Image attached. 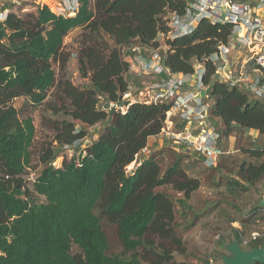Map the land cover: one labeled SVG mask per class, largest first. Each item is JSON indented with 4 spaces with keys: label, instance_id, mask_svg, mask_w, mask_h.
I'll use <instances>...</instances> for the list:
<instances>
[{
    "label": "trees",
    "instance_id": "obj_1",
    "mask_svg": "<svg viewBox=\"0 0 264 264\" xmlns=\"http://www.w3.org/2000/svg\"><path fill=\"white\" fill-rule=\"evenodd\" d=\"M35 1L1 8L10 11L0 20V264H189L176 255L188 253L182 229H191L205 215L190 202L201 180L188 174L181 154L163 168L161 152H143L161 134L171 105L122 102L130 92L131 68L123 48L160 47L158 35L169 30V14L183 12L186 0H79L75 16L58 15ZM32 4L34 9L24 11ZM78 28L80 71L91 86L60 81L54 111L69 118L54 123L58 145H75L79 154L55 166L60 150L47 148L40 158L45 165L29 185L36 127L32 116L21 117L14 102L20 97L36 107L46 102L57 81L53 60L60 59L65 38ZM231 35V25L204 19L191 34L167 40L164 64L175 73H194L197 61H206ZM205 65L211 117L223 138L238 136V146L243 133L258 131L264 139V97L217 80L216 65L210 60ZM101 96L105 107L99 105ZM111 102L115 106L107 110ZM122 103L125 111L116 108ZM98 124L103 127L99 136L84 147L85 126ZM246 141L255 144L241 151L254 161L239 164L240 179L228 178L230 193L248 192L264 180V145ZM221 148L225 153L218 160L231 153L228 146ZM133 162L136 168L128 171ZM166 186L181 195L174 199L161 189ZM255 209L264 208L258 203ZM102 218L116 224L125 253L109 254ZM246 223L233 226L229 244L238 240L243 246ZM74 244L83 258L73 254ZM248 245L264 248V239L258 236Z\"/></svg>",
    "mask_w": 264,
    "mask_h": 264
},
{
    "label": "rangeland",
    "instance_id": "obj_2",
    "mask_svg": "<svg viewBox=\"0 0 264 264\" xmlns=\"http://www.w3.org/2000/svg\"><path fill=\"white\" fill-rule=\"evenodd\" d=\"M17 2L21 4V0H0V20H2L3 14H7L10 10L1 12V8L10 2ZM37 4H47L51 10L57 13H61L62 7L56 0H36ZM35 5H27L25 10L34 9ZM66 16H74L73 13L66 11ZM82 30L80 28L70 32L65 38V47L62 50L59 60H53V66L57 72V81L54 87L50 90L49 96L43 105L38 107L32 106L30 102L20 97L15 100L14 105L20 110L21 117L32 116L36 127V136L33 144L30 148L31 151V167L29 174L26 175L29 185L39 172L43 169L44 163L40 161L41 155L47 148H55L56 151L60 150V156L53 162L55 166H61L65 161H70L77 153L74 146L61 147L55 141V120L68 119L69 117L64 111L56 113L54 107L59 106V97L61 93L58 90V83L62 80H71L76 84L82 86H91L89 78L83 77L80 71V63L78 59V52L80 48V35ZM161 42V52L167 51L166 39L163 35H158ZM139 44V43H137ZM136 44V45H137ZM231 60L234 62L233 71L238 73V64L245 60V57L249 55L247 49L235 47L232 50ZM128 47L123 48V55L129 60ZM66 59L63 65L62 61ZM131 68L128 73V79L130 81V92L126 93L123 97L124 100H128L130 103L149 102V95L151 85L157 80L154 75L140 74L137 72V67L130 63ZM249 82V81H248ZM187 89L189 91L196 92L201 89L198 87V82L194 80L189 83ZM246 85L247 84H242ZM199 88V89H198ZM107 100L104 96L100 97L99 105L105 107ZM107 107H110L109 104ZM116 108H120L123 111L127 109L123 103L118 104ZM107 110H109L107 108ZM177 121V115L172 117ZM79 127V125H78ZM102 125L85 126L87 135L83 138V146H87L92 140L97 138L102 131ZM256 140L258 144L264 145V139L260 136L258 131H249L242 134V143L237 146L238 136H230L229 138H220V146H228L230 154L223 155L220 160H217L214 164L208 161H201L200 156L193 150H189L184 145L174 143L170 139L164 137L162 134L152 137L149 141V149L146 154L160 153V160L163 168H166L172 163L176 155L181 154L183 156L184 168L188 174L192 177H197L201 180L200 188L193 193L191 204L194 206L196 212L204 210V216L197 221V224L188 230H183V236L187 246V256L180 254L176 255L178 260H187L189 264H225L223 257L225 255H231V252L227 249L229 242L234 239V227L241 228L240 221H246V227L243 238L248 243L251 241L253 232L259 233L260 238L264 239V209L256 210L255 207L259 203L261 197L264 196V180L256 187L252 188L248 192L240 191L229 192L227 190L228 178H239L238 166L244 160L254 161L246 153L241 151V148L253 145L255 143L247 142V138ZM230 140V141H229ZM259 140V141H258ZM186 148V149H185ZM236 148L240 151L236 152ZM129 167H134V163ZM218 167V168H217ZM164 191L170 193L174 199H177L181 194L174 191L172 186H166L161 188ZM35 198L43 199L36 194L32 195ZM179 207V204H177ZM188 214L191 216V212ZM188 216V218L190 217ZM182 223L183 219L178 218ZM236 222H233V221ZM233 222V223H232ZM102 224L106 235L109 239V254H122L125 253V248L122 240L118 235V229L116 224L102 218ZM248 243H244L245 249H249ZM73 254L78 258H83V251L81 248L74 244Z\"/></svg>",
    "mask_w": 264,
    "mask_h": 264
},
{
    "label": "built area",
    "instance_id": "obj_3",
    "mask_svg": "<svg viewBox=\"0 0 264 264\" xmlns=\"http://www.w3.org/2000/svg\"><path fill=\"white\" fill-rule=\"evenodd\" d=\"M56 1L62 7L61 13L55 12L58 15L66 16L67 11L75 16L79 11V0ZM6 16L3 14L2 18ZM204 19L212 23L229 24L232 28L228 43H220L218 51L206 59L216 65L215 78L231 85L247 84L243 86L264 97V0H186L183 12L169 14L167 33H159L166 39L167 50V40L191 34ZM161 47L137 44L128 48L132 52L128 55V61L138 68L137 72L154 75L157 79L151 85L149 102L171 105L161 134L214 164L225 151L220 146L222 134L212 120V101L203 82L206 61H197L194 73H175L164 64L167 51L161 52ZM235 47L249 52L245 60L238 64L237 74L233 71L234 62L231 60ZM193 80L201 87L199 91L187 89ZM109 106L108 109H111L115 104L111 102ZM173 115H177V121L172 118ZM147 150L145 148L143 152ZM133 163L134 167H128V171L136 168V162ZM258 236L259 233L253 232L251 239ZM244 243L248 242L244 240Z\"/></svg>",
    "mask_w": 264,
    "mask_h": 264
},
{
    "label": "water",
    "instance_id": "obj_4",
    "mask_svg": "<svg viewBox=\"0 0 264 264\" xmlns=\"http://www.w3.org/2000/svg\"><path fill=\"white\" fill-rule=\"evenodd\" d=\"M259 205L264 208V196L259 201ZM226 247L232 256L225 255L223 257L225 264H264V248L262 247L245 249L238 240H234Z\"/></svg>",
    "mask_w": 264,
    "mask_h": 264
},
{
    "label": "crops",
    "instance_id": "obj_5",
    "mask_svg": "<svg viewBox=\"0 0 264 264\" xmlns=\"http://www.w3.org/2000/svg\"><path fill=\"white\" fill-rule=\"evenodd\" d=\"M203 93L205 94V93H206V90H204ZM247 132H249V131H247ZM232 136H233V135H232ZM229 141H230V140H229Z\"/></svg>",
    "mask_w": 264,
    "mask_h": 264
}]
</instances>
